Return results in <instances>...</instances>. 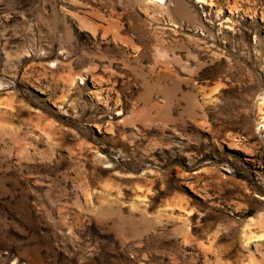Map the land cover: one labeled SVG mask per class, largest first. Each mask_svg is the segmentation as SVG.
Here are the masks:
<instances>
[{
    "label": "rangeland",
    "instance_id": "obj_1",
    "mask_svg": "<svg viewBox=\"0 0 264 264\" xmlns=\"http://www.w3.org/2000/svg\"><path fill=\"white\" fill-rule=\"evenodd\" d=\"M0 264H264V0H0Z\"/></svg>",
    "mask_w": 264,
    "mask_h": 264
}]
</instances>
